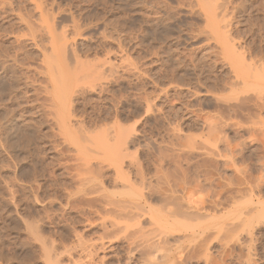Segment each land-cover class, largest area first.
<instances>
[{
	"label": "rangeland",
	"instance_id": "rangeland-1",
	"mask_svg": "<svg viewBox=\"0 0 264 264\" xmlns=\"http://www.w3.org/2000/svg\"><path fill=\"white\" fill-rule=\"evenodd\" d=\"M259 199L264 0H0V264H264Z\"/></svg>",
	"mask_w": 264,
	"mask_h": 264
},
{
	"label": "bare ground",
	"instance_id": "bare-ground-1",
	"mask_svg": "<svg viewBox=\"0 0 264 264\" xmlns=\"http://www.w3.org/2000/svg\"><path fill=\"white\" fill-rule=\"evenodd\" d=\"M68 54V55H72V50L69 49L67 43H62L60 44L56 50L54 51V53L49 56L46 57V62L47 64H52L54 61H57V65L59 66V72H64V64H65V55ZM54 70L53 68L51 67L50 70H49V73L53 74ZM60 77H62V75L60 74L59 75ZM62 105L64 106L63 102H62ZM126 142V141H125ZM251 204H258L259 206L263 207L264 208V200H261L259 199L257 202H254L253 200L250 202ZM199 206V205H198ZM196 207V206H195ZM196 209V208H195ZM200 209V208H199ZM200 212V211H199ZM165 232V231H163ZM166 233V232H165ZM170 233V232H169ZM172 233V232H171Z\"/></svg>",
	"mask_w": 264,
	"mask_h": 264
}]
</instances>
